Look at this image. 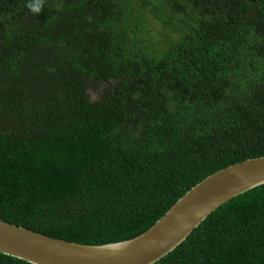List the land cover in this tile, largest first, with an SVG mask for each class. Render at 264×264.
<instances>
[{"label":"trees","instance_id":"trees-1","mask_svg":"<svg viewBox=\"0 0 264 264\" xmlns=\"http://www.w3.org/2000/svg\"><path fill=\"white\" fill-rule=\"evenodd\" d=\"M261 156L264 0H0V220L124 241ZM155 264H264V184Z\"/></svg>","mask_w":264,"mask_h":264},{"label":"water","instance_id":"water-1","mask_svg":"<svg viewBox=\"0 0 264 264\" xmlns=\"http://www.w3.org/2000/svg\"><path fill=\"white\" fill-rule=\"evenodd\" d=\"M264 184V156L223 168L181 197L139 236L90 245L0 220V252L33 264H155L180 246L215 210Z\"/></svg>","mask_w":264,"mask_h":264},{"label":"rangeland","instance_id":"rangeland-1","mask_svg":"<svg viewBox=\"0 0 264 264\" xmlns=\"http://www.w3.org/2000/svg\"><path fill=\"white\" fill-rule=\"evenodd\" d=\"M90 95L92 96V98L95 100L96 98H99L98 94L96 93V91L94 90H90Z\"/></svg>","mask_w":264,"mask_h":264}]
</instances>
